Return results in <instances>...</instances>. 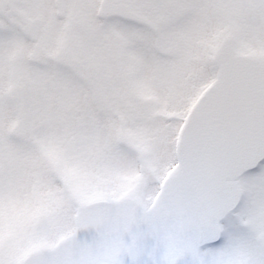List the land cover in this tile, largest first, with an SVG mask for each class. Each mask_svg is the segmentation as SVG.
I'll return each mask as SVG.
<instances>
[{
	"label": "snow or ice",
	"instance_id": "6c2138e0",
	"mask_svg": "<svg viewBox=\"0 0 264 264\" xmlns=\"http://www.w3.org/2000/svg\"><path fill=\"white\" fill-rule=\"evenodd\" d=\"M0 264H264V0H0Z\"/></svg>",
	"mask_w": 264,
	"mask_h": 264
}]
</instances>
